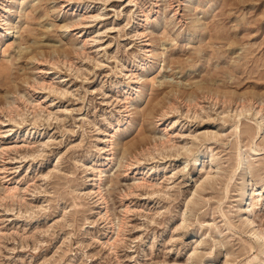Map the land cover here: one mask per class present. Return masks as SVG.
Returning a JSON list of instances; mask_svg holds the SVG:
<instances>
[{
	"label": "rangeland",
	"instance_id": "rangeland-1",
	"mask_svg": "<svg viewBox=\"0 0 264 264\" xmlns=\"http://www.w3.org/2000/svg\"><path fill=\"white\" fill-rule=\"evenodd\" d=\"M262 123L264 0H0V264H264Z\"/></svg>",
	"mask_w": 264,
	"mask_h": 264
},
{
	"label": "bare ground",
	"instance_id": "bare-ground-1",
	"mask_svg": "<svg viewBox=\"0 0 264 264\" xmlns=\"http://www.w3.org/2000/svg\"><path fill=\"white\" fill-rule=\"evenodd\" d=\"M52 83L53 82H49L48 81V84H46V86H44V82H41L40 84H41V86H42V88H48L49 90H52L53 89V86H52ZM35 88H36V86H34ZM246 103V101H242L241 102V104H242V108L240 109V110H237L236 108H235V118H240L241 117V115H243L245 112H247V111H249V110H247L246 108H244V104ZM198 103L196 102V103H194V106H196ZM188 106L190 105V104H187ZM262 104H260V106H261ZM187 106V107H188ZM259 106V107H260ZM259 112V108L256 110V114ZM261 117V116H260ZM261 119V118H260ZM262 121H263V119H262ZM260 122V121H259ZM263 124V123H262ZM258 125V131L257 132H260V130L261 129H263L262 127V125L261 124H257ZM264 125V124H263ZM238 125L237 124H235V128L237 127ZM258 135V134H257ZM169 140H167V142H168ZM164 143V142H163ZM162 144V143H161ZM155 145V144H154ZM104 147H106V148H109V145H107V146H104ZM156 147V146H155ZM110 149V148H109ZM179 154V153H178ZM199 153H197V158L199 159ZM196 158V159H197ZM198 161V160H197ZM184 163V168H185V166H186V160L183 162ZM242 163H243V157L242 156H240V158H239V161H238V164H237V168H238V170H239V168H240V166L242 165ZM243 166V165H242ZM211 167H213V166H211ZM243 168V167H242ZM237 170V169H236ZM211 171V170H210ZM214 171V170H213ZM234 172V171H233ZM215 173V172H214ZM210 175V172H206L205 173V176L203 177V178H205V179H209V176ZM211 178V177H210ZM247 182V181H246ZM245 181L243 182V184H242V186L239 188V190H238V195H239V210L243 213V215H244V219H243V222H242V224H243V226L245 227V229H246V232H248L249 233V235L251 236V237H253V240H256L257 242L259 241V246H261V248L262 249H264V241H263V239H264V234H263V232L262 231H258V230H256L255 228L256 227H254V219H253V217H252V215H251V213H250V211H251V206H252V203H253V201H251L250 200V197H249V194H248V192H247V194L245 193V195H244V193H241L240 192V190L241 189H243V188H245V191H247L248 190V188H247V183H246ZM249 182V181H248ZM250 185V184H249ZM250 187V186H249ZM12 190H13V188H9L8 190H7V193H11L12 192ZM250 192V191H249ZM6 193V194H7ZM12 194V193H11ZM8 195V194H7ZM10 195V194H9ZM11 196V195H10ZM253 209V208H252ZM253 212V211H252ZM239 213V212H238ZM182 221H184V218H182Z\"/></svg>",
	"mask_w": 264,
	"mask_h": 264
}]
</instances>
